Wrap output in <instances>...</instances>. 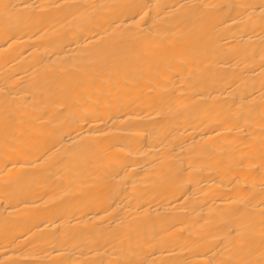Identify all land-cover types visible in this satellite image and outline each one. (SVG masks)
Here are the masks:
<instances>
[{
  "label": "bare ground",
  "instance_id": "bare-ground-1",
  "mask_svg": "<svg viewBox=\"0 0 264 264\" xmlns=\"http://www.w3.org/2000/svg\"><path fill=\"white\" fill-rule=\"evenodd\" d=\"M0 264H264V0H0Z\"/></svg>",
  "mask_w": 264,
  "mask_h": 264
}]
</instances>
